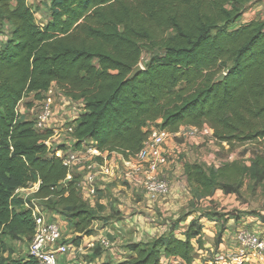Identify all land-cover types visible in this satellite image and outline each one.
I'll return each instance as SVG.
<instances>
[{
	"label": "trees",
	"instance_id": "obj_1",
	"mask_svg": "<svg viewBox=\"0 0 264 264\" xmlns=\"http://www.w3.org/2000/svg\"><path fill=\"white\" fill-rule=\"evenodd\" d=\"M30 1L0 0V264H37L16 248L28 247L36 231L18 189L39 182L34 197L48 221L75 234L91 236L102 212L83 200L75 180L64 183L68 170L54 154L64 149L45 144L53 131L37 130L18 113L30 95L42 101L57 86L82 104L69 124L73 151L91 141L101 153L129 159L150 125L170 134L207 125L217 144L230 148L264 142V20L229 29L255 0H49L42 26ZM145 52L151 56L141 64ZM139 64L143 70L126 82ZM184 175L195 199L217 189L237 194L245 178L264 181V152L250 165L186 163ZM201 220H191L184 239L172 224L168 233L128 245L132 256L117 264H193L204 247ZM96 250L92 258L101 256Z\"/></svg>",
	"mask_w": 264,
	"mask_h": 264
},
{
	"label": "rangeland",
	"instance_id": "obj_2",
	"mask_svg": "<svg viewBox=\"0 0 264 264\" xmlns=\"http://www.w3.org/2000/svg\"><path fill=\"white\" fill-rule=\"evenodd\" d=\"M29 4L32 7L33 11L35 12V18L37 23L41 26L45 24V22L48 20L47 7L49 6V0H32L30 1ZM252 20H264V0H255L254 3L250 6V8L247 10L246 14L242 17V19L237 23H235L229 29H234L239 26L245 25ZM2 37L3 36H1L0 34V39ZM150 56H151L150 53L145 52L141 59V64H146L147 61L150 59ZM53 89L56 97H55L54 115L50 125L51 128L50 130H54L55 133L53 134H55V137L52 139L51 145L54 148L62 147L64 149V153L67 154L72 152L73 148L66 145L71 141V139H70V135L64 132V129L68 127L69 124H71V121L75 117V115H78L80 113L81 108L78 104L71 103L67 105V102H62V98L64 97L63 90H61L57 86H54ZM41 105H42V101H35L33 96L26 97L20 105V110L22 112L23 119L29 121H35L38 115L40 114ZM167 142L169 144L172 142L174 144L181 146L180 147L181 154L173 158L174 163L172 162L170 167V169L173 168V171H175L176 173L167 176L165 170L164 176L168 178L171 185V190L173 188V184H175L176 187L182 191V195H180L181 197L178 199H172L171 202L169 198L170 196L167 197L169 198L168 202L171 203L172 205L170 206V208L173 211L172 212L170 211L169 213H165V215L167 214L166 218H164L162 216L163 213L159 211L160 209L158 208V206L163 208L162 205H164L161 204L162 202L160 201L157 203L149 202L150 204L148 202L142 203V206L144 207L143 208L144 211H142L143 213L147 214V212H150L148 214H152V212L157 211L156 213H154V215L157 216L158 219L160 218L159 222H163L166 225L167 224L171 225L172 223L183 218L184 219L189 218V220L202 218L201 223L204 222V224L211 227L207 229L206 233L203 232L204 245H207L208 243L209 247L207 251L205 249H202L203 252H197L198 253V257H196L198 261L197 264H216V261L218 260L219 257L224 256L225 258H227L228 255H230L226 251H223V247H220V245L223 243L224 236L221 238V244H218V239H219L218 234L221 233V230L224 228V224H226L225 221L230 220L229 218L238 217L239 219L243 220V225H240L238 227L235 226L236 227L235 229H230V225L229 226L227 225V227H225L226 235L229 234H232L231 236L235 235L237 232V228L257 230L258 234L260 233L264 234V181L259 182V181L251 180L249 178H245L243 180L242 187L237 194L228 195L225 194L222 190L217 189L211 198L195 199L191 196L189 189L186 186L185 183L186 180L183 174V166L185 162L188 161L199 163L207 168H212V167L218 168L223 164H226L227 163L226 161L229 160L228 158L230 156H233L234 161H238L246 165H250V161L252 160V158L255 157V155L264 152V142H260L256 144H245L240 146L236 145L233 148H230L227 145L219 146L217 142H209V141L202 145L201 144L195 145V143L191 142L190 139H188L187 143L184 144L185 140L183 139L177 140V138L174 136H170L167 139ZM204 158L205 159L208 158L209 161L204 162L202 160ZM175 165L177 166L175 167ZM98 184L99 183H97V188H98ZM117 185H118V189L120 190L118 192V195L122 194L124 190L129 191L130 189H132L130 186H127L123 182V180H118ZM30 187L31 185L28 186L27 188ZM137 188L138 187H136V189L133 192L137 190L138 192H141L142 188H140V190ZM138 192L134 194L137 198L140 194ZM172 192L173 190L171 191V193ZM19 194L22 196H27L28 194L29 195L31 194V191H22ZM31 197L32 196H30V198ZM138 199L141 201L140 198ZM39 206L42 207L40 203ZM134 211H131L130 215ZM206 214H211L212 216L204 217L207 216ZM117 215L118 214L114 212H106V214L103 213L102 215L100 214L99 220L101 221H99V229H104L107 227L108 230H112L113 227H111V225H113L114 219L115 220L122 219V217H118ZM93 232L95 233V231ZM212 232L214 235L210 234ZM207 233L211 235L210 238L206 237ZM76 240H78V238L75 235V233H73V229L66 224L63 229L61 242L66 243L68 245L70 244L71 249L67 254L60 255L59 260H61L63 264H74L73 261H71L72 259L71 254L75 252L74 249L75 245L73 243H75ZM235 243H236V237H235ZM98 245L99 242L95 241V248L93 249L94 252L97 248L100 251H102L101 247H99ZM28 247L24 243H19L16 245L18 252H20L21 250L28 251ZM83 251H86V249L84 248ZM119 252L121 254L120 250ZM106 253L109 254L108 249L106 250ZM111 253L112 252H110V254ZM79 255H80L79 257H81V260L83 262H88V263L90 262L91 260L90 256L92 255H88L87 252L84 255L79 253Z\"/></svg>",
	"mask_w": 264,
	"mask_h": 264
},
{
	"label": "built area",
	"instance_id": "obj_3",
	"mask_svg": "<svg viewBox=\"0 0 264 264\" xmlns=\"http://www.w3.org/2000/svg\"><path fill=\"white\" fill-rule=\"evenodd\" d=\"M64 96V95H63ZM54 89L51 88L44 94L40 114L35 120V128L39 131L50 130V125L54 115L55 106ZM62 102L68 104H78L82 111V104L79 102L69 101L66 97L62 98ZM78 115L72 119L75 121ZM73 125L64 129L67 134L73 133ZM54 133V130H52ZM148 137L145 140L142 149L130 157L124 159L120 165H110L107 161L109 155L101 153L92 147L91 141L83 144L79 151H72L65 154L64 151L58 149L54 154L61 159L64 167L67 168L68 174L65 180L71 182L73 178V170L76 167L85 171V177L82 182L77 183L79 190H83L90 198L97 196V183L101 178L115 179L121 174L126 182L132 186L142 188L147 201L157 203L171 194V185L164 171L169 164V152L166 148L167 139L172 135L164 130L159 129L155 125L147 128ZM187 140L190 139L195 145L205 144L206 142H217L214 138L213 131L204 125L201 128L192 127L186 132ZM45 144L52 148L51 139ZM226 146V144H223ZM101 159V161L99 160ZM227 163L233 162V156H230ZM40 183L32 184L30 188L18 189L15 195H20L22 191H31V194L22 196L24 200V208L29 210L36 224V231L32 241L28 247L29 255L34 258L37 264H59L60 255L67 254L71 246L62 243L63 228L59 223H50L43 208L39 206V200L34 197L38 191ZM30 196H32L30 198ZM238 247L234 254L228 255L227 258L221 256L217 260V264H250L252 262L264 263V236L259 235L247 229L239 230L236 235ZM99 245L104 249H110L111 243L107 236L102 235L98 240ZM90 249L95 248V243L89 245ZM166 264H185L179 259L170 258L165 261Z\"/></svg>",
	"mask_w": 264,
	"mask_h": 264
},
{
	"label": "crops",
	"instance_id": "obj_4",
	"mask_svg": "<svg viewBox=\"0 0 264 264\" xmlns=\"http://www.w3.org/2000/svg\"><path fill=\"white\" fill-rule=\"evenodd\" d=\"M30 96L34 97V95H30ZM21 103H20V105H21ZM80 112H81V110H80ZM18 113L20 115H22V112L20 110V106L18 107ZM191 128L192 127H182L178 133L172 134L171 136L176 137L177 140H180V139L185 140L184 144H186L188 140H187L185 134ZM54 137H55V134H53V136L51 138V142H52V139ZM66 145L70 146L72 148L73 142L70 141ZM206 146H208V145H206ZM180 147H181L180 145L174 144L172 142L170 144L168 142L166 143V148L169 152V164H168L167 168L165 169L167 176H170L171 174L176 173L175 171H173V168L170 169V167H171V163L172 162L174 163L173 158L175 156L177 157V155L181 154ZM99 160L101 161V159H99ZM202 160L204 162L209 161L208 158H206V159L204 158ZM107 161L110 163V165H114V164L120 165L121 161H122V157L120 155L112 154L111 156H109L107 158ZM186 163H194V162L188 161V162H185V164ZM176 166L177 165H175V167ZM183 174H184V166H183ZM84 177H85V171L82 168L76 167L73 170V178L77 183L82 182ZM184 177H185V175H184ZM118 180H123V182L127 186H130L132 189H130L129 191L124 190V192H122V194L118 195V192L120 191L118 189V185H117ZM185 180H186V177H185ZM98 183L99 184H98V188H97V196L94 198H90L87 194H85V192L83 190H80V194H81L83 200L86 201L88 204H90L92 207H96V208L102 207V212H100L99 215L100 214L102 215L103 213L106 214V212H114V213L118 214L117 215L118 217H122V219L121 220H115L114 219L113 225H111V227H113L112 230H108L107 227L104 229H99V221H101V220L98 219L92 225V229H93V231H95V233H93L91 236H84L83 237V235L75 234L77 236V238H81V239L79 240V246H75V248H74L75 252L73 254H71V256H72L71 261H73L74 264H102V263L117 264V263L123 262L124 260H126L127 258H130L132 256V253L127 248L128 245H130L132 243L148 242V241L153 240L157 236H160L164 233H168L169 230H171L172 224L177 225V228L175 230V234L179 238L184 239V233L187 230V228L191 222V220H189V218H186V219L183 218V219H180V220L172 223L171 225H168V224L166 225L163 222H159L160 218L158 219V217L154 215V213H156L157 211L152 212V214H148L150 212H147V214L143 213L142 211H144L143 210L144 207L142 206V203L148 202L144 191L141 189V192H138V190L133 192L136 189V187L129 185L121 174H118L117 178H115V179L101 178ZM185 183H186V186L188 188L187 181ZM137 189L140 190V188H137ZM172 190H173V192L171 193V195L169 197L170 202L172 199H178L181 197L180 195H182V191L179 188H177L175 184H173ZM137 192L140 193L138 198H140L141 201L134 195ZM169 198H165V199L160 201V202H162L161 204H164V205H162L163 208L158 206V208L160 209L159 211L161 213H163L162 216L164 218L167 217V214L165 215V213H169L170 211L171 212L173 211L170 208V206H172L171 203L168 202ZM131 211H134V212L130 215ZM124 213H125V215H124ZM113 218H116V217H113ZM58 219H60V217H58ZM202 223L204 226V233H206L207 229L211 228V227L204 224V222H202ZM229 225L233 226V225H235V222L233 220H230L228 223V226ZM240 225H243V220H241L240 223H237V225H235V226L238 227ZM237 230H238V228H237ZM239 230H241V229H239ZM127 231H129L130 233ZM254 231L258 232L257 230H254ZM214 232H215V230H214ZM227 233H228V231H227ZM210 234L214 235L213 232ZM210 234L207 233L206 237L210 238V236H211ZM260 234L262 236H264V234H262V233H260ZM102 235L107 236L108 239L110 240L111 248L108 249L109 254L106 253L107 249L103 248L101 256L96 257V258L95 257L92 258L93 254H94V250L90 249L89 245L92 244L93 242L95 243V241H98ZM231 235L232 234L226 235V231H225L224 237H223V243L220 245V247H223V251H226L230 255L234 254L237 247H238L237 241L235 243V236L234 235L231 236ZM204 247H203V249H205L207 251V249L209 247L208 243H207V245H204ZM84 248L86 249V251H83ZM119 250L121 251V254H120ZM123 250H124V252H123ZM82 252H84V253H82ZM86 252L88 253V255H92V256H90L92 262H91V260L89 263L83 262L81 260V257H79L80 256L79 253L84 255V254H86ZM110 252H112V253L110 254ZM197 252H203V250L202 249L196 250L195 262L193 264L198 263V261L196 259V257H198ZM216 264H217V261H216ZM219 264H225V263L220 262ZM250 264H264V263L252 262Z\"/></svg>",
	"mask_w": 264,
	"mask_h": 264
},
{
	"label": "water",
	"instance_id": "obj_5",
	"mask_svg": "<svg viewBox=\"0 0 264 264\" xmlns=\"http://www.w3.org/2000/svg\"><path fill=\"white\" fill-rule=\"evenodd\" d=\"M158 55V51H156L155 52V56H157ZM143 70V67H142V65L141 64H139V65H137L134 69H133V71H132V73L128 76V78L126 79V82H130V81H132L141 71ZM225 77H226V74L225 73H222V74H220L216 79H215V81H214V83L216 84V83H220V82H222L224 79H225Z\"/></svg>",
	"mask_w": 264,
	"mask_h": 264
}]
</instances>
